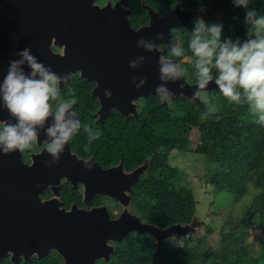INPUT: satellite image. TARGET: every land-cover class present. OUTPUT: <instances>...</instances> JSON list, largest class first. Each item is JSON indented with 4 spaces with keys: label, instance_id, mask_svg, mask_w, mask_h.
Wrapping results in <instances>:
<instances>
[{
    "label": "water",
    "instance_id": "obj_1",
    "mask_svg": "<svg viewBox=\"0 0 264 264\" xmlns=\"http://www.w3.org/2000/svg\"><path fill=\"white\" fill-rule=\"evenodd\" d=\"M148 10L149 25L135 30L129 23L130 10L123 7L122 0L114 6L108 2L104 7L96 5L95 0H0V82L7 73L9 60L18 59L15 53L24 48L31 49L32 55L58 75H67L76 69L87 72L90 79L95 76L96 66L109 63L113 73L99 79L97 90L102 109L114 107L122 113L127 109L136 110L133 100L155 94L156 86L161 83L158 59L163 55L159 49L149 53L138 48L137 41L141 37L152 40L156 34L163 33L164 39L156 43L169 44L172 29L191 19L205 17L207 13L213 16L209 10L201 13L183 9L179 4L163 16L152 8ZM51 45L64 47L63 53H54ZM139 56L146 58L144 64L131 69L130 61ZM144 76L147 84L137 91L133 77ZM180 84H184V88H180ZM167 87L173 98L183 95L191 99L197 90L196 85H190L184 77ZM215 88L210 83L206 90ZM104 89L112 92L111 100L103 96ZM0 118L11 119L3 109H0ZM40 136L44 137L42 131ZM14 155H19L18 151L7 156ZM2 157L0 155V259L8 252L13 253L16 262L20 256L29 259L31 252L43 256L55 250L65 264H96L101 258L110 260L114 248L109 241L122 242L130 233L152 236L156 240L154 247L160 252L164 240L174 235L187 236L200 225L195 216L191 223L160 228L141 222L128 210L119 218L111 219L106 207L86 211L73 206L67 211L60 208L56 199L42 203L41 191L49 186L54 193H59L63 177L74 184L82 182L88 195L109 194L126 203L130 198L124 196L123 191L114 190L117 187L130 190L134 181L127 179V183L117 179L114 170L98 169L96 165L99 173L88 170L74 161V157L65 161L61 156L58 164L51 168L45 165L50 159L47 153L46 160L35 158L31 166L23 165L19 159L9 161ZM80 167L87 169L88 174L78 175Z\"/></svg>",
    "mask_w": 264,
    "mask_h": 264
},
{
    "label": "trees",
    "instance_id": "obj_2",
    "mask_svg": "<svg viewBox=\"0 0 264 264\" xmlns=\"http://www.w3.org/2000/svg\"><path fill=\"white\" fill-rule=\"evenodd\" d=\"M142 3L160 15L177 4L188 10L204 8L213 14L206 23H222V39H247L245 9L235 7L232 0H124V6L131 10V22L137 25L148 21ZM248 7L264 15V0H251ZM193 22L173 30L171 43L184 47L186 57L191 56L187 47ZM171 43L163 51L164 56ZM79 86L74 88L78 107L85 99L84 86L78 91ZM208 95L217 111L205 120L200 118L206 110L204 105L182 96L163 105L156 94L143 100L138 118H112L115 127L105 129L109 139L103 143L101 161L106 163L118 154L132 167L151 159L148 174L135 187V212L143 221L165 228L190 222L198 214L194 192L181 184L182 179L169 165L171 152L192 151L203 157L211 167L208 185L228 199L223 231L214 233V226L206 225V235L195 237L191 233L183 242L164 241L160 252L154 247L153 237L136 233L118 242L109 264H264V236L253 235L258 229L264 230V126L254 122L246 104H230L219 92ZM190 125L200 131L195 149H190L191 141L178 132ZM127 153L131 157H126ZM247 197L251 199L249 204ZM51 257L33 264H54Z\"/></svg>",
    "mask_w": 264,
    "mask_h": 264
},
{
    "label": "clouds",
    "instance_id": "obj_3",
    "mask_svg": "<svg viewBox=\"0 0 264 264\" xmlns=\"http://www.w3.org/2000/svg\"><path fill=\"white\" fill-rule=\"evenodd\" d=\"M232 2L235 7L245 9L244 23L247 26V39L244 41L222 39V23L209 24L202 17L196 18L187 47V52H190L191 56L187 58L195 70L197 90L191 99L183 95L178 96L194 102L198 100L204 105L206 110L200 118L205 120L217 111L216 104L205 91L208 85L214 82L225 100L230 104H246L249 113L255 118L254 122L264 126V15H259L254 8L249 9L251 0H232ZM110 3L114 6L112 2ZM95 4L100 7L105 6L97 4L96 0ZM143 5H146L145 9L148 12V8H152L145 3ZM198 11L203 13L206 9L200 8ZM130 15L131 10L128 16L131 26ZM141 27L133 29L138 30ZM163 39V33L156 34L152 40L141 37L137 41V47L149 53L158 52L160 44L158 45L156 41ZM15 55L18 59L9 60L7 73L0 82V109L6 110L11 118L0 121V155L7 156L17 151L31 150L39 140L42 131L46 137L45 152L50 157L45 165L51 168L58 164L65 147L82 127L73 111V106L77 103L74 89L68 88L69 98L61 97V85H68L71 74L58 75L50 66H46L32 55L29 48H24ZM185 57V48L175 42L171 43L167 56L164 54L159 56L158 78L161 83L156 86L155 94L161 101L166 102L163 105H167L172 99L178 97L173 98V93L167 85L175 84L183 78L185 69L181 63H178V59ZM145 59L144 56H139L130 61L129 67L138 69L144 64ZM25 68L28 71H25ZM214 72L215 75H213ZM133 83L139 91L147 84V77H133ZM179 86L184 88L185 85ZM103 96L111 100L112 92L104 89ZM49 120L51 123H48ZM83 131L87 134V144L84 146V151L87 152L93 141L99 139L101 133L99 129H93L91 125L83 126ZM143 165L144 161L140 166ZM85 166L88 170L94 167L92 163L87 162ZM195 216L197 218V215ZM138 218L141 222L148 223L139 216ZM97 261L96 264H98Z\"/></svg>",
    "mask_w": 264,
    "mask_h": 264
},
{
    "label": "flooded vegetation",
    "instance_id": "obj_4",
    "mask_svg": "<svg viewBox=\"0 0 264 264\" xmlns=\"http://www.w3.org/2000/svg\"><path fill=\"white\" fill-rule=\"evenodd\" d=\"M117 1H112V0H105L103 3L99 2V0H96V3L103 6L106 5L108 2H112L113 5H115ZM123 5H124V0ZM143 4V3H142ZM125 7V6H124ZM143 7H146V5H143ZM148 14V21L147 23H142L137 25L136 22H131L132 28H139L144 25H148L150 23V14ZM167 45L160 44L158 48L162 51L166 49ZM51 49L54 53H63L64 47H59L56 45H51ZM109 64V63H108ZM105 64L102 66H96L95 70V76L92 78H88L87 72H83L82 70H76L73 69L72 71H69L68 74H71L70 81L68 85L64 86L63 84L61 85V97L64 99L69 98L68 97V88L74 89L77 85L79 86L78 91L83 89V93L85 95V99H83L80 103V107L77 106V103L73 106V111L76 113L77 118L81 122V129L75 133L72 137V139L69 141L68 145L65 147V150L63 152L62 159L65 161H68L69 159L74 161L76 160L77 162L79 161L82 164V167L86 168L85 163H92L94 165L93 169L96 173L97 169H102V170H114V176L117 179H123L127 183V179L129 181H134L131 185L130 190L126 189H120L119 187L114 190L116 193H119L120 190L124 192V196L130 198L129 202V207L132 205L134 202L133 196L135 195V187L139 182H141L145 176L148 174L150 170V164L151 160L147 159L144 161V165L140 166L134 165L130 166L129 163H126L125 160H123V157H120L118 154L115 155V157L110 158L109 161L106 163H102L101 160H103V155H101V150L105 147L103 146V143L105 141H108L107 133L105 132V129L107 127L113 128L115 127V124L111 122L112 118L114 117H122L125 119H131V118H138L140 115V110L141 108L136 107V110L133 109H127L126 113H122V111L111 107L107 109H102V103L100 98L98 97L97 90L100 88L99 84V79L105 75L107 76L108 74L113 73V69H111L110 64ZM83 74V75H82ZM90 76V75H89ZM85 84H89L90 86H86ZM82 85V86H81ZM145 100L144 98H142ZM143 100H138V101H143ZM137 99L133 100V104L137 105ZM93 105V107H89ZM115 104V102H114ZM102 110V111H101ZM8 120V119H4ZM0 121H3V119ZM51 121V120H49ZM111 122V123H110ZM49 123V122H48ZM94 124L100 126V128H94ZM108 124V125H107ZM85 125H91L93 129H99L101 135L99 139L93 141L91 144L89 151H84V146L87 144V134L83 131V126ZM102 128V129H101ZM44 135V134H43ZM46 137L40 136L39 140L33 145L31 150H27L24 152H18L19 155H14V156H3L2 159L5 160H18L22 162L23 165L25 166H31L33 162L35 161V158H39L40 161L46 160L45 157V141ZM17 152H14L12 154H16ZM42 153L44 154V157L42 158ZM114 155V154H113ZM40 156V157H39ZM126 157H131L128 153ZM37 160V159H36ZM96 165V166H95ZM80 167V170L78 169L77 173L78 175L80 174H88V170ZM93 173V172H92ZM61 183V188L59 189V193H54V191L51 189V187H46L44 188L40 195L39 199L42 203L56 199L60 203V208L66 209L67 211H70L73 206L77 207L78 209L81 210H86V211H91L94 210L95 208H102L105 207L107 199L100 195L99 193H93L91 195H88L86 192V187L82 182H77L74 184L73 181L68 180L67 178L63 177L60 181ZM119 189V190H118ZM125 189V188H124ZM129 192V193H128ZM71 198L67 200L66 198ZM118 201H115L114 204H117L119 202H122V200L117 199ZM107 208V207H106ZM109 210L111 209L110 207L108 208ZM133 214H136V212H133ZM137 232L130 233L131 234H136ZM128 235V236H129ZM127 236V237H128ZM47 256H52L54 264H59L60 259H62V264H65L64 258L58 253L57 251L51 250L50 253L39 256L38 253L31 252L30 256L28 257L29 259H26L25 256H20L16 262L13 261V253L8 252L6 256H3L0 259V264H33L37 260H43ZM98 263V262H97Z\"/></svg>",
    "mask_w": 264,
    "mask_h": 264
},
{
    "label": "rangeland",
    "instance_id": "obj_5",
    "mask_svg": "<svg viewBox=\"0 0 264 264\" xmlns=\"http://www.w3.org/2000/svg\"><path fill=\"white\" fill-rule=\"evenodd\" d=\"M205 15H206L205 17L202 16L204 20H208L212 18V15L208 13ZM195 19L196 18L192 20H195ZM231 37H234V36H231ZM178 63H181V66L185 69V73L183 77L186 78L187 82L190 85H196V80H195V75H194L195 70L192 67V65H189L190 60L187 57H185ZM213 75H215V73H213ZM212 84L215 85L214 82ZM205 91L207 92V94H211L212 92H218V89L216 87L213 90H205ZM139 100H143V99L140 98ZM142 103L143 101H138L137 107L140 108ZM198 104H201V103L198 102ZM178 132L180 133L182 137L187 138L191 141L190 149H195L196 145L198 144L199 137H200L199 129L197 127L190 125V126L180 129ZM168 161H169V165L175 168V174L178 176V179H182L181 184L191 189L195 194V198L197 201V207H198L197 219L199 220L200 225L195 231L191 233H194L195 237L206 235V229L209 228V226L206 229L204 228V226L210 225V224L214 226V233L222 232L224 223L226 221V218L228 217V212H229V211L227 212V209L225 208L227 207L226 205L228 203V199L224 196L218 195L215 192L214 187L208 185L207 180L209 177L211 167L209 166L208 168L204 158L197 155L196 153L192 151L182 152V151H179L178 149L171 152L170 159ZM213 165L217 166V164L215 163ZM123 190H126V189H123ZM99 194L104 196L107 199V201H105L106 203L105 207H107L106 209L111 219L119 218L121 214L123 213V211L125 210H128L130 213H133L136 211V208L134 207V202L132 203L130 207H129V202L127 203L119 202L117 204H114V202L118 200L113 198V196L109 194H103V193H99ZM250 200H251L250 197H247L246 202L249 204ZM109 207L111 208L110 210L108 209ZM233 208L234 206L231 207L230 209H233ZM132 235L133 234L129 236H132ZM253 235L256 236V238L257 237L262 238L264 236V230L258 229L257 231L254 232ZM187 238H188V235L187 236L174 235L170 238H167L165 241L178 240L180 242H183ZM117 244L118 242L116 241H109V245H112L114 250L116 249ZM110 260L101 258L97 262L98 264H109Z\"/></svg>",
    "mask_w": 264,
    "mask_h": 264
}]
</instances>
